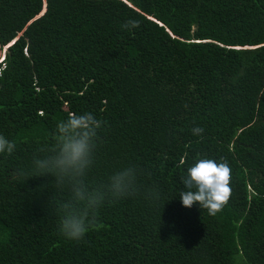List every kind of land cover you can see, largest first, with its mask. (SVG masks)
Returning <instances> with one entry per match:
<instances>
[{
  "label": "trees",
  "instance_id": "16d2710c",
  "mask_svg": "<svg viewBox=\"0 0 264 264\" xmlns=\"http://www.w3.org/2000/svg\"><path fill=\"white\" fill-rule=\"evenodd\" d=\"M0 47V264H264V0H0ZM84 113L104 122L88 186L132 166L138 189L77 242L70 191L14 173ZM200 158L232 170L215 216L180 200Z\"/></svg>",
  "mask_w": 264,
  "mask_h": 264
},
{
  "label": "clouds",
  "instance_id": "9594fccd",
  "mask_svg": "<svg viewBox=\"0 0 264 264\" xmlns=\"http://www.w3.org/2000/svg\"><path fill=\"white\" fill-rule=\"evenodd\" d=\"M137 27V20H128L122 25L128 30ZM102 123L92 113L69 115L58 123L55 144L47 150L48 154L34 156L30 171L20 168L14 173L16 178L23 181L33 176L51 175L55 178V189L62 191L66 188L70 191V198L59 205L58 228L66 239L72 241L83 240L105 200L114 201L130 196L138 189L137 169L132 166L110 175L106 184L90 188L86 183L87 173L94 164L97 133ZM203 131L201 127L192 129L193 135H200ZM15 149L14 141L0 135V154L11 155ZM231 171L226 160L197 159L182 177L186 189L180 193L182 205L191 208L199 204L210 216L217 215L231 197ZM146 196L159 198L155 190H148Z\"/></svg>",
  "mask_w": 264,
  "mask_h": 264
},
{
  "label": "rangeland",
  "instance_id": "374dc122",
  "mask_svg": "<svg viewBox=\"0 0 264 264\" xmlns=\"http://www.w3.org/2000/svg\"><path fill=\"white\" fill-rule=\"evenodd\" d=\"M5 48L0 47V61L3 59Z\"/></svg>",
  "mask_w": 264,
  "mask_h": 264
}]
</instances>
